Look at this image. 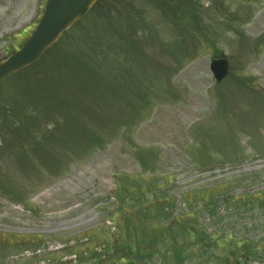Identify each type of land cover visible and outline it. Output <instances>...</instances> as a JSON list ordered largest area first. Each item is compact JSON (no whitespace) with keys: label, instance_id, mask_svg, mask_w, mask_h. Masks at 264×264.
Segmentation results:
<instances>
[{"label":"rangeland","instance_id":"rangeland-1","mask_svg":"<svg viewBox=\"0 0 264 264\" xmlns=\"http://www.w3.org/2000/svg\"><path fill=\"white\" fill-rule=\"evenodd\" d=\"M45 2L0 0V62ZM121 244L132 264H264V0H99L0 84V264Z\"/></svg>","mask_w":264,"mask_h":264},{"label":"water","instance_id":"water-1","mask_svg":"<svg viewBox=\"0 0 264 264\" xmlns=\"http://www.w3.org/2000/svg\"><path fill=\"white\" fill-rule=\"evenodd\" d=\"M99 0H48L43 17L32 36L19 52L0 64V83L10 74L35 63L77 21L83 18ZM226 60L213 61L211 69L218 81L228 73Z\"/></svg>","mask_w":264,"mask_h":264},{"label":"trees","instance_id":"trees-1","mask_svg":"<svg viewBox=\"0 0 264 264\" xmlns=\"http://www.w3.org/2000/svg\"><path fill=\"white\" fill-rule=\"evenodd\" d=\"M150 235H152V234H150ZM17 243L16 244H13V245H16V246H23V245H29V247L30 246H32V244H31V241L30 240H25V238H23V237H21V238H17ZM152 241H154V242H157L158 241V237H154V239L152 240ZM141 243H145V242H141ZM31 244V245H30ZM174 244H178L177 243V241H175L174 240ZM34 245V244H33ZM153 245V244H152ZM121 248H127L128 249V253H129V255H131L132 254V252L134 251L133 250V248L131 247V245L130 244H127V245H125V244H121V246H116V247H114L112 250H110L109 251V254H111V253H113V251L114 250H116V251H118L119 249H121ZM93 249V247L90 245V246H88L86 249H85V251H83L82 252V254H81V256L80 257H84V255H86V254H88L89 256L90 255H93V256H98L99 254L97 253V252H95L94 250L93 251H91ZM139 249H142L141 247L139 248ZM161 252H163V249L162 250H160ZM172 251H173V253L175 254V252H176V255H175V259L177 260V261H180V262H182V263H184L185 262V259H184V254H182V251L180 250V248L179 249H172ZM139 254L141 253V251L140 250H138L137 251ZM155 252V251H154ZM84 253V254H83ZM76 254H77V256H78V252H76ZM79 257V256H78ZM52 261V260H51ZM133 262L131 261V259L129 258V257H127V258H124V257H119V259L118 260H114V257H113V259L110 261V262H107V263H104V264H132Z\"/></svg>","mask_w":264,"mask_h":264}]
</instances>
